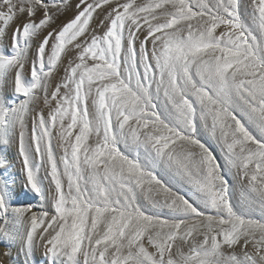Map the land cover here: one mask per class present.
I'll return each mask as SVG.
<instances>
[{
	"label": "snow or ice",
	"instance_id": "6c2138e0",
	"mask_svg": "<svg viewBox=\"0 0 264 264\" xmlns=\"http://www.w3.org/2000/svg\"><path fill=\"white\" fill-rule=\"evenodd\" d=\"M67 7L0 0V146L17 143L42 205H16L0 177V256L39 241L45 264H264V0H79L54 28Z\"/></svg>",
	"mask_w": 264,
	"mask_h": 264
},
{
	"label": "rangeland",
	"instance_id": "374dc122",
	"mask_svg": "<svg viewBox=\"0 0 264 264\" xmlns=\"http://www.w3.org/2000/svg\"><path fill=\"white\" fill-rule=\"evenodd\" d=\"M120 2L123 3L124 0H120ZM78 3L79 0H70V1L68 0L67 1L68 7L63 12V14L60 15V17L56 20V23L53 25V27L58 29L64 23H66L67 20L69 21L70 18L72 19L73 18L72 16L75 15H72L71 13L74 12L73 14H75L77 12L75 6ZM249 3L250 0H241V5L245 9H247ZM110 7L111 6L109 5V6H104L102 9H97L96 13H94V19L91 21V29H90L91 31H95L96 34L98 35L102 34L105 31L107 27L106 14L110 10ZM74 9L76 12L73 11ZM101 21H105L103 27L100 26ZM223 30H224L223 28L218 29V33ZM47 31L48 30L41 33L40 36L33 43L32 45L33 54L35 53L36 44H38L42 40L43 36L47 34ZM10 36H11V30H9L8 33L9 38ZM4 43L5 44L8 43V38H5ZM137 47H139V43H137ZM149 48H151V44H149ZM71 56L72 53H69V55L64 58L63 63L60 65L59 71L56 72L50 79L49 87H48L49 95L54 90L55 86L61 81L63 77V69L68 64L69 60L71 59ZM25 75L26 77L30 78V64L26 65ZM7 92H10V89H8ZM39 107L43 108L45 115H47L49 109L43 104V100L40 101ZM28 127L29 129L31 128V121L28 122ZM58 132H59L58 128L53 130L54 133L53 143L54 145H57L54 150H55V154L59 158L60 156H62V149L58 146L59 140L56 135ZM199 138L203 143H205V145L209 148V150L213 152V155L217 158V161L223 167L225 165L224 155L223 152L221 151L220 145L216 142V140L213 139L207 132H204L203 130ZM94 139L95 138L93 137V141ZM0 157L5 158L7 161L6 168H0V177H6L8 179L11 187L15 192L13 199L16 205L26 206L30 204L32 205L34 211L41 210L42 205L39 202L38 198L34 197L26 187V173L24 171L23 159L19 155L17 143L14 142L6 147L0 146ZM157 174L159 178H161L164 181V183L172 187L174 190L178 189L182 194L187 193L189 196H191V192L189 191L188 187L185 184L179 182L177 179L173 178L168 172L158 169ZM40 177L43 181L44 186L48 187L49 178L45 176L43 169L40 172ZM231 182L234 186V191H233L234 199L238 201L240 186L235 180H232ZM142 204L145 210L151 211V205L149 201L143 200ZM164 212L166 213L167 210L165 209ZM254 218L259 219L260 214L258 212L255 213ZM5 248H6V242L0 241V252H3ZM10 250H11V256H0V264H45L46 262V258L43 255L44 249L43 247L40 246L39 241H37V247L34 249L33 254L30 257H26L25 254L15 246L11 247Z\"/></svg>",
	"mask_w": 264,
	"mask_h": 264
},
{
	"label": "bare ground",
	"instance_id": "6f19581e",
	"mask_svg": "<svg viewBox=\"0 0 264 264\" xmlns=\"http://www.w3.org/2000/svg\"><path fill=\"white\" fill-rule=\"evenodd\" d=\"M67 1H68V0H67ZM69 1H70V0H69ZM76 5H77V4H76ZM72 7H73V5H72ZM75 7H76V6H75ZM75 7H74V8H75ZM73 11H75V9H74ZM73 11H72V12H73ZM76 11H77V10H76ZM76 11H75V12H76ZM73 13H74V12H73ZM73 13H71V14H72V15H75V14H76V13H75V14H73ZM72 15H71V16H72ZM67 16H69V15H67ZM72 17H74V16H72ZM70 19H71V18H70ZM67 21H68V20H67ZM60 23H61V22H60ZM60 23H59V24H60ZM58 26H59V25H58ZM58 29H59V28H58Z\"/></svg>",
	"mask_w": 264,
	"mask_h": 264
}]
</instances>
